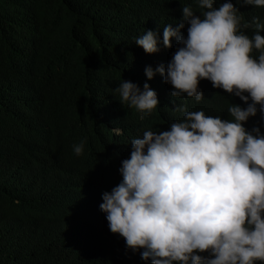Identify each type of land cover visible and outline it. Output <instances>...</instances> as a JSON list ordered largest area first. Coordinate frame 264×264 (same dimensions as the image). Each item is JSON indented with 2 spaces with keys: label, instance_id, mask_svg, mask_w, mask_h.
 <instances>
[{
  "label": "trees",
  "instance_id": "trees-1",
  "mask_svg": "<svg viewBox=\"0 0 264 264\" xmlns=\"http://www.w3.org/2000/svg\"><path fill=\"white\" fill-rule=\"evenodd\" d=\"M189 4L199 11L194 0H0V264H150L126 250L99 209L122 179L131 139L182 119L171 99L222 118L229 103L242 104L207 80L197 103L171 98L159 74L146 78L147 66L171 59L176 42L163 47V27ZM236 7L245 21L264 22V8ZM145 30L158 32L159 52L135 44ZM121 80L148 83L157 109L141 119L122 106ZM253 126L264 132L259 113L245 125Z\"/></svg>",
  "mask_w": 264,
  "mask_h": 264
},
{
  "label": "clouds",
  "instance_id": "clouds-1",
  "mask_svg": "<svg viewBox=\"0 0 264 264\" xmlns=\"http://www.w3.org/2000/svg\"><path fill=\"white\" fill-rule=\"evenodd\" d=\"M194 2L199 11L185 5L179 22L163 27V47L176 42L171 59L144 74H159L171 98L199 103L200 81L207 80L242 104L229 103V118H222L171 99L182 119L131 139L122 179L102 193L99 209L126 250L150 264H264V132L245 127L258 113L264 124V22L245 21L236 7L264 8V0ZM160 42L153 30L135 40L146 54L159 52ZM114 92L141 119L159 105L148 83L141 89L121 80ZM86 142L73 145L76 156Z\"/></svg>",
  "mask_w": 264,
  "mask_h": 264
}]
</instances>
